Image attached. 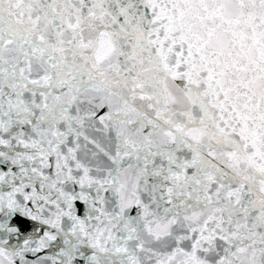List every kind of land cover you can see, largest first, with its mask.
<instances>
[{
    "label": "snow or ice",
    "instance_id": "obj_1",
    "mask_svg": "<svg viewBox=\"0 0 264 264\" xmlns=\"http://www.w3.org/2000/svg\"><path fill=\"white\" fill-rule=\"evenodd\" d=\"M0 264H264V0H0Z\"/></svg>",
    "mask_w": 264,
    "mask_h": 264
}]
</instances>
